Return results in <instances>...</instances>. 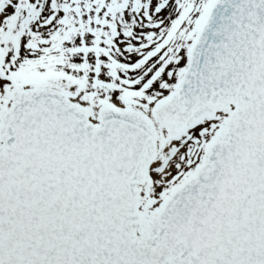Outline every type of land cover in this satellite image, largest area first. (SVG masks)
<instances>
[{
  "label": "snow or ice",
  "instance_id": "6c2138e0",
  "mask_svg": "<svg viewBox=\"0 0 264 264\" xmlns=\"http://www.w3.org/2000/svg\"><path fill=\"white\" fill-rule=\"evenodd\" d=\"M0 264H264V0H0Z\"/></svg>",
  "mask_w": 264,
  "mask_h": 264
}]
</instances>
